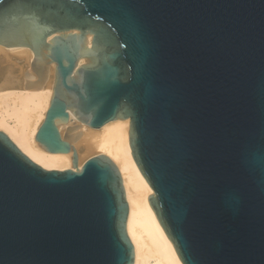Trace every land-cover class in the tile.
<instances>
[{"label":"water","instance_id":"1","mask_svg":"<svg viewBox=\"0 0 264 264\" xmlns=\"http://www.w3.org/2000/svg\"><path fill=\"white\" fill-rule=\"evenodd\" d=\"M0 46L55 65L36 140L73 164L0 130V264H134L118 166L59 126L117 119L184 264H264V0H0Z\"/></svg>","mask_w":264,"mask_h":264},{"label":"bare ground","instance_id":"2","mask_svg":"<svg viewBox=\"0 0 264 264\" xmlns=\"http://www.w3.org/2000/svg\"><path fill=\"white\" fill-rule=\"evenodd\" d=\"M15 56L31 58L32 62L34 54L29 48L0 46V130L44 168H72L70 153L49 152L36 140L50 104L55 65L20 76L19 69L11 64ZM71 117L74 119L72 112ZM59 126L63 136L76 147L80 144L87 152L100 150L98 154L109 156L118 166L130 207L128 233L135 249L134 264H184L150 204L154 190L132 155L130 120L117 119L98 130L85 124ZM81 157L80 167L86 161Z\"/></svg>","mask_w":264,"mask_h":264},{"label":"rangeland","instance_id":"3","mask_svg":"<svg viewBox=\"0 0 264 264\" xmlns=\"http://www.w3.org/2000/svg\"><path fill=\"white\" fill-rule=\"evenodd\" d=\"M16 58L13 59V61L11 62V64L15 65V67L17 69H19L17 71V75L22 76L21 74H23L27 69H29L30 67V62H31V58H24V57H19V56H15ZM19 59V60H18ZM33 60V59H32ZM9 63V62H8ZM53 71V69H52ZM3 92L2 90L0 91V93ZM90 128V127H89ZM98 130V129H96ZM80 149V155L83 157V160L88 159L91 156H94L98 153H101L100 150H92L90 152L85 151L84 149H82V145L79 144V146H77ZM81 157V158H82Z\"/></svg>","mask_w":264,"mask_h":264}]
</instances>
